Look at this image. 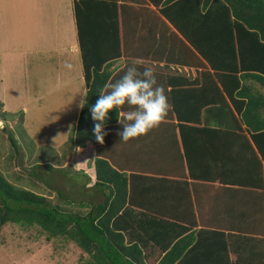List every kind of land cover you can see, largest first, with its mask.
<instances>
[{
    "label": "crops",
    "instance_id": "obj_1",
    "mask_svg": "<svg viewBox=\"0 0 264 264\" xmlns=\"http://www.w3.org/2000/svg\"><path fill=\"white\" fill-rule=\"evenodd\" d=\"M74 2L0 0V90L4 92L7 74L13 66L36 57L34 54L49 41L55 43L48 50L62 51L77 59L79 56L81 60ZM117 3L123 53L109 67L111 82L123 74L127 64L140 61L153 67L159 82L169 90L170 108L157 127L125 143L119 141L121 126L116 131L109 130L113 132H108L104 143H100V154L126 172L132 181L130 196L137 217H141V211L151 210L144 214L146 220L153 218L155 222L149 230L151 234H145L141 244L147 254L144 261L159 262L166 237L168 250L181 242L177 250L186 246L184 254L197 242L201 243L198 255L187 260L188 264H264V152L248 130L243 132L253 148L240 139L239 129H233L240 122L246 129L241 111L234 108L226 95L232 113L216 103L213 108L208 110V105L201 111L200 122L183 124L185 120L199 119L197 109L190 112V105L195 107L197 102H203L201 98H206L204 82L198 80L210 68L208 61L153 1L117 0ZM52 70L56 73L55 87L60 80L75 79L81 91L86 92L81 64L70 77L62 75L61 66ZM42 72L40 88H48L43 87L47 83ZM245 85L248 95L261 93L264 100L262 82L250 78ZM235 98L250 99L237 95ZM80 99L81 96L77 104ZM40 100L46 105L44 91ZM255 106L264 110V103ZM76 107L75 122L81 110L79 104ZM124 107L122 110H126ZM175 107L181 116L174 113ZM84 149L86 156L78 158V169L85 166L89 169L92 185L96 175V144L88 141L72 154L78 156ZM160 224L166 228H159ZM138 225L144 234L145 230Z\"/></svg>",
    "mask_w": 264,
    "mask_h": 264
},
{
    "label": "trees",
    "instance_id": "obj_2",
    "mask_svg": "<svg viewBox=\"0 0 264 264\" xmlns=\"http://www.w3.org/2000/svg\"><path fill=\"white\" fill-rule=\"evenodd\" d=\"M151 1L208 61L210 67L198 80L204 82L206 98H201L203 102H197L195 107L190 105V112L197 109L199 119L185 120L182 123L188 125L187 123L200 122L201 111L208 105L209 110L216 103H219V108L232 113L226 100V95H229L234 108L241 111L247 125L245 129L240 122L233 129H239L240 139L253 148L243 132L248 130L255 139L254 143L264 152V110L254 107V104L264 103V100L261 93L248 95L245 91V83L250 78L264 84V0ZM74 14L90 105L95 102L100 89L106 88L113 80L109 67L123 53L119 5L117 0H75ZM236 95L250 99L238 101ZM89 105L81 108L67 143L71 151L85 147L88 141L96 144V175L92 184L96 197L81 198L75 202L63 198L59 191V196L64 201L80 206L78 210L67 209L66 206L55 203L50 196L15 185L0 169V226L9 222L24 227L37 225L50 237L71 239L89 254L87 264H147L144 261L147 254L141 244L144 236L151 234L149 230L155 224L153 218L146 220L144 217L151 210L141 211V217H137L134 212L136 206L130 196L132 181L126 172L100 154V143L92 135L94 122ZM175 109L174 113L181 116L180 110ZM121 126L113 109L106 130L112 133L109 130L116 131ZM9 139L12 147L18 148L15 138L10 136ZM29 171L46 184H49L47 176L52 173L64 171V175L67 174L65 168L43 161L35 163L33 168L30 166ZM70 178L78 183L79 190H89L91 176L84 170H75ZM136 224L145 230L144 234L140 233ZM159 228L166 227L161 225ZM163 241L166 244L164 254L157 264H175L176 261L177 264H188L187 260L197 256L198 249L202 248L201 243L197 242L184 254L186 246L177 250L178 246H182L181 242H176L168 250L166 237Z\"/></svg>",
    "mask_w": 264,
    "mask_h": 264
},
{
    "label": "rangeland",
    "instance_id": "obj_3",
    "mask_svg": "<svg viewBox=\"0 0 264 264\" xmlns=\"http://www.w3.org/2000/svg\"><path fill=\"white\" fill-rule=\"evenodd\" d=\"M54 43L49 41L34 54L36 57L28 58L27 63L13 66L7 74L4 92L0 90V169L15 185L50 196L67 209L78 210L77 203L71 204L63 198L76 202L96 197L92 179L89 190L81 191L78 183L70 178L75 170H81L78 158L86 156L84 149V153L74 157L72 153L76 149L71 151L67 143L76 123V105L79 104L76 101L84 92L75 79L60 80L55 87L56 73L52 69L61 66L62 75L70 77L82 63L79 56L77 59L62 51L48 50ZM42 70L43 81L47 83L43 87H48L43 89L40 88ZM41 91L47 97L46 105L41 103ZM10 136L15 138L18 148L12 147ZM42 161L65 168L67 174L64 175V171L52 173L47 176L49 184H46L29 171L30 166L33 168ZM82 170L89 174L86 166ZM88 258L89 254L73 240L50 237L37 225L24 227L9 222L0 226V264H87Z\"/></svg>",
    "mask_w": 264,
    "mask_h": 264
},
{
    "label": "clouds",
    "instance_id": "obj_4",
    "mask_svg": "<svg viewBox=\"0 0 264 264\" xmlns=\"http://www.w3.org/2000/svg\"><path fill=\"white\" fill-rule=\"evenodd\" d=\"M85 105H89L87 92L81 94L79 102L80 108ZM125 105L126 110H122ZM169 108V90L159 82L155 69L133 61L118 79L100 89L95 102L89 105L94 122L92 135L97 142L104 143L108 134L106 124L115 109L117 121L122 125L118 130L119 141L127 143L157 127Z\"/></svg>",
    "mask_w": 264,
    "mask_h": 264
}]
</instances>
